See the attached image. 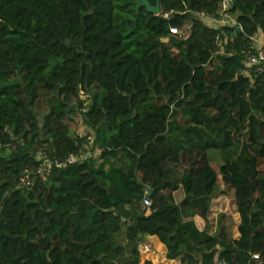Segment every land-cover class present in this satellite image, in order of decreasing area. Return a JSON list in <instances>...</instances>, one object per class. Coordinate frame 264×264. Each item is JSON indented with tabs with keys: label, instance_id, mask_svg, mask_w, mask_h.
I'll list each match as a JSON object with an SVG mask.
<instances>
[{
	"label": "trees",
	"instance_id": "16d2710c",
	"mask_svg": "<svg viewBox=\"0 0 264 264\" xmlns=\"http://www.w3.org/2000/svg\"><path fill=\"white\" fill-rule=\"evenodd\" d=\"M225 1L237 25L209 27ZM159 2L0 0V264H154L148 236L180 264H264V73L243 54L264 0Z\"/></svg>",
	"mask_w": 264,
	"mask_h": 264
},
{
	"label": "built area",
	"instance_id": "2783aa9c",
	"mask_svg": "<svg viewBox=\"0 0 264 264\" xmlns=\"http://www.w3.org/2000/svg\"><path fill=\"white\" fill-rule=\"evenodd\" d=\"M228 9V2L225 1L222 10L220 11L219 15L217 17H206V22L209 27L215 28V27H222V26H236L237 22L234 18L230 16V14L227 13ZM172 33L177 34L178 31L176 29H172ZM252 48L251 50L244 51V59L245 64L247 68H256L257 72L264 73V37L262 33H258L256 36L252 37ZM92 153L88 152L84 155H74L71 154L65 159L59 160V159H43L42 156H39V160L41 161V164L39 168L37 169V174L42 176L47 170H51L53 167L55 168H63L67 165L74 164L76 162H80L88 157H91ZM28 179V177H27ZM25 180L26 186H31V182ZM144 206L147 208H150L152 205V202L149 200L148 197L144 200ZM142 254L143 256L149 255L153 252L150 246L147 244H141ZM261 254L256 253L252 256V261L256 264L261 263ZM148 260V259H147ZM145 260V261H147ZM217 264H229L226 261H218Z\"/></svg>",
	"mask_w": 264,
	"mask_h": 264
},
{
	"label": "rangeland",
	"instance_id": "374dc122",
	"mask_svg": "<svg viewBox=\"0 0 264 264\" xmlns=\"http://www.w3.org/2000/svg\"><path fill=\"white\" fill-rule=\"evenodd\" d=\"M114 4H115V7L117 9H119L120 11L124 12V13H128V14H131L132 16H135L136 15V6L137 4L141 3V0H114ZM84 126L82 125L81 128H80V133H85V129L83 128ZM182 159L184 161L183 165L184 167L189 170V167H193L194 163L197 162L198 160H200V163H202V159H206V156L204 153L202 152H198V151H191V152H187L185 154L182 155ZM184 169V171L186 170ZM186 170V171H187ZM260 170L261 171H264V162L261 164L260 166ZM175 184H177V186H180V182H176ZM178 194V192H176ZM176 194V195H177ZM233 195V192L231 191H228L226 192V195L224 196V199L222 200V198L219 200L218 204H219V208L223 211H220L217 209L216 207V210L218 212H223V213H226L227 215H231L232 214V207H231V197ZM183 195L181 194L180 197H182ZM179 197V198H180ZM178 198V200H180ZM218 204H215V205H218ZM215 210V211H216ZM153 254V253H151ZM150 255H145L143 256V262L145 260H152L151 257H154L156 258L157 255L155 256H151ZM156 260V259H154Z\"/></svg>",
	"mask_w": 264,
	"mask_h": 264
},
{
	"label": "crops",
	"instance_id": "0c3cea01",
	"mask_svg": "<svg viewBox=\"0 0 264 264\" xmlns=\"http://www.w3.org/2000/svg\"><path fill=\"white\" fill-rule=\"evenodd\" d=\"M214 204H218V203L215 202ZM214 204H213V208H212L214 210V212L217 211L216 207L218 210L223 211L219 208V204L218 205H214ZM146 241L148 242V244H150V247L153 250V252H152L153 254L150 253L151 256L157 255L156 258L151 257L152 260L150 259L154 264H159V263H162V264H180L179 262H177L175 260H170L167 258V249L157 237L148 236ZM154 259H156V260H154Z\"/></svg>",
	"mask_w": 264,
	"mask_h": 264
},
{
	"label": "water",
	"instance_id": "95a60500",
	"mask_svg": "<svg viewBox=\"0 0 264 264\" xmlns=\"http://www.w3.org/2000/svg\"><path fill=\"white\" fill-rule=\"evenodd\" d=\"M142 6H145L147 8L148 12L152 13V14H159L161 12V5H160L159 0H157L156 6H152L148 0H141V3L137 4V6H136V14L138 13V9ZM151 193H152V191L149 190L146 197L149 198Z\"/></svg>",
	"mask_w": 264,
	"mask_h": 264
}]
</instances>
